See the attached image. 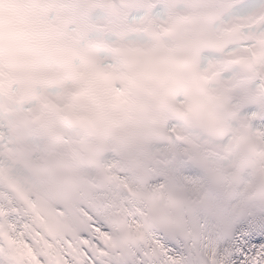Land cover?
<instances>
[{
	"label": "snow or ice",
	"instance_id": "snow-or-ice-1",
	"mask_svg": "<svg viewBox=\"0 0 264 264\" xmlns=\"http://www.w3.org/2000/svg\"><path fill=\"white\" fill-rule=\"evenodd\" d=\"M0 264H264V0H0Z\"/></svg>",
	"mask_w": 264,
	"mask_h": 264
}]
</instances>
